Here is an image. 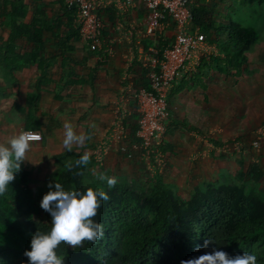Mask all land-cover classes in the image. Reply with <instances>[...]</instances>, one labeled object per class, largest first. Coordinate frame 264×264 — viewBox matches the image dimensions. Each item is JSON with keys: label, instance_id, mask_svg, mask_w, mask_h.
Wrapping results in <instances>:
<instances>
[{"label": "trees", "instance_id": "trees-1", "mask_svg": "<svg viewBox=\"0 0 264 264\" xmlns=\"http://www.w3.org/2000/svg\"><path fill=\"white\" fill-rule=\"evenodd\" d=\"M58 1L62 11L54 19L52 27L51 18L40 7L29 8L25 0L1 1L0 70L7 77H13L36 62L39 75L32 87L38 93L41 82H51L45 75L48 59L53 60L57 56L61 66L69 72L70 61L74 60L72 64L80 66L69 46V42L81 41L74 10L68 9L63 0ZM217 1L194 0L191 4L194 24L218 52L211 59L203 60L199 68L201 74L196 77L198 81L205 75L203 68L214 69L227 76L242 74L248 64L245 52L258 40L256 29L234 21L230 12L219 14V19L213 16ZM232 2L249 6L254 3L261 5L264 0ZM50 38L54 39L55 53L48 57L40 56L39 53L45 49L44 39ZM21 43H29L33 51L21 55L16 50L17 45L23 48ZM166 44L164 39L158 40L155 48L159 56ZM38 59L42 63L40 68ZM138 65L143 68L135 61L134 66ZM143 70L144 75L138 77L137 88L147 86L143 81L146 70ZM75 82L82 83L83 79ZM75 82L71 80L66 85ZM25 110L20 108L24 114L25 130L40 129V123ZM136 132L137 124L125 142H138ZM163 143L158 146L162 158ZM68 154L64 152L57 158L64 159ZM119 154L128 157L125 152L119 151ZM154 155L151 153L148 157ZM78 159L67 162L57 172L52 185L60 182L66 190L86 191L89 187H100L106 191L109 199L102 202L92 218L104 226L105 235L95 243L84 241L75 248L62 242L57 251L65 256V264H180L181 260L214 250H223L232 256L243 252L255 253L258 264H264V187L261 185L258 189L252 186L264 179V171L258 165H249L248 170L241 173L250 180L249 186L235 182L220 183L204 190L195 189L188 199H182L173 194L161 174L150 185L141 187L123 181L109 188L100 180L86 181L91 161L86 166H77ZM132 160L140 162L135 156ZM30 175L31 171L23 161L8 191L0 195V264H27L24 252L30 250L32 236L37 231L46 232L51 228L49 212L46 211L45 220L36 217L38 209L30 196ZM205 241H208L206 246Z\"/></svg>", "mask_w": 264, "mask_h": 264}, {"label": "crops", "instance_id": "crops-1", "mask_svg": "<svg viewBox=\"0 0 264 264\" xmlns=\"http://www.w3.org/2000/svg\"><path fill=\"white\" fill-rule=\"evenodd\" d=\"M25 2L29 8L38 6L44 10L45 14L51 18L50 27L55 25L54 19L59 17L62 11V5L58 0H25ZM230 2L231 0H224L218 8L230 7ZM232 4L234 3L232 2ZM97 7L103 23V28L98 33V36L101 34L99 36L101 47L97 50H90L88 45L82 41L69 42V46L73 50L72 56L80 62V66L73 69L72 73L65 69L66 73L61 75L63 82H59L57 85L63 87L65 81L74 80L75 82V80L83 79L82 83L75 82L64 86L67 87L66 90L71 91L76 90L77 87L85 90L88 98L96 103L95 106H104V108H98V110L95 108V113L97 112L98 115L89 116L88 120H83L82 124H78L77 121L84 119L87 113L79 114L72 102V106H70L74 114L73 117L71 119L58 117L57 121L46 123L47 127L44 130L52 134L44 136V139H46L44 143L31 142L32 147L29 151L31 152L29 156L34 160H39L43 165L46 162L50 165L58 163L57 165H60V167L57 169L56 174L67 162L80 157L84 154L83 152H91V162L87 168L86 181L99 180V174L110 173V169L112 170L114 165L117 166L116 168L123 165L121 161H125L124 158L121 156L118 158V154L113 148L109 149L108 157L105 160L103 159L101 164L96 163L93 157L94 149L100 143V138L108 135L115 121H120L128 134L132 128L136 127L137 113L132 96L138 86V79L144 75V70L138 65L137 67L142 72L140 73L138 69L133 71L136 66H134V62L137 61L141 64L140 52L146 53L150 48L155 47L159 39L162 38L167 44L170 43L175 32L173 24L165 18L163 22L166 23V26L159 33V37L146 36L142 29L145 9L141 3H136L126 9L121 7L116 0H97ZM46 37L48 36L46 35ZM50 39L54 41L53 38ZM44 41L45 49L39 55L48 57L46 39ZM208 46L210 54L202 53L200 58L196 59L195 71L183 75L169 90L167 96L169 116L166 120L165 130L167 133H165V138L164 134L162 137L164 142L163 160L168 165L170 173L172 174L176 168L182 170L192 168L194 171H198L200 179L205 181L206 184L200 182V187L196 183L193 191L195 189L204 190L208 186L220 184L218 182L208 184L213 177L211 165H237L238 171L241 169L239 172L245 173L249 165L255 164L264 171V101L256 103L254 113H251V109L236 110L234 108L229 110L232 104V92L229 91L230 89L226 87V84H222L224 81L222 76L227 75L214 69L203 68L205 75L201 77V81H198L196 77L201 74L199 68L203 60L211 59L210 57L218 53L214 44H208ZM106 49L111 54L105 52ZM129 53H132L134 58H131ZM231 76L239 77L236 75ZM214 80H216V83H214ZM143 81L146 82L145 76ZM119 82L122 86L120 88L117 86ZM110 86L114 87L108 90ZM41 88L42 86H40V90ZM103 98L105 101L101 103ZM19 114L24 120V114L21 112ZM66 121H70L78 133L82 132L90 136L91 149H72V151L64 149L61 128L64 132ZM23 129V131H26L24 126ZM257 129L262 131L260 132L261 137L256 135ZM256 138H258L261 146L252 149L251 142L253 144ZM64 152L69 154L64 159L57 158L58 155ZM123 163L129 166L141 165L140 162L135 160ZM130 167L131 170L135 169V167ZM127 173L132 174L128 171ZM172 180L176 183H169L168 185L164 179L163 182L171 187L176 197L188 199L177 192V185L181 182L178 183L177 178ZM185 180L186 176L182 178L184 184ZM123 181L125 180L118 181L116 184ZM101 182L106 183V181ZM261 182L263 183L261 185L264 186V179Z\"/></svg>", "mask_w": 264, "mask_h": 264}, {"label": "rangeland", "instance_id": "rangeland-1", "mask_svg": "<svg viewBox=\"0 0 264 264\" xmlns=\"http://www.w3.org/2000/svg\"><path fill=\"white\" fill-rule=\"evenodd\" d=\"M1 1L2 0H0V11H3V8H1ZM222 2H224V0H218V3L215 4L216 7L213 10V16L218 17L219 14L225 15L230 12V15L232 16V19L234 21H237L242 25L253 26L257 32V42L245 52L248 62L247 69L243 70L242 74L237 75L239 77L220 75L222 76V78L224 77V81L222 82V84H226V87H228L230 89L229 91L232 92V104L229 110H232L234 108H236V110L251 109V113H254L256 103L264 101V3L261 5L254 3L249 6H244L241 4H232L231 0L230 8L228 6L218 8V6ZM206 40L208 44H211L207 37ZM21 46L23 48H20L19 45H17L16 47V50L19 51L18 53H21V55H27L29 54V52L33 51L31 50L32 48L29 47V43H21ZM47 52H49L48 55H53L55 53L53 41L51 39L46 40V53ZM48 60L49 61L45 75L51 80V82H53L49 85H44V81V83L41 82L40 85L42 86V88L39 93L35 88L32 87L33 82L39 75V69L36 62L29 65L13 77H7V75H4V73L0 70V144L6 145L13 135L23 132L24 120L23 117L19 114L20 108L24 110L26 109L27 112L32 115L33 119L37 120L40 123V129L37 130V128L35 127V129L37 131H40L42 135V140L40 141V143L45 142L46 139H44V136L52 134L49 131L44 130L46 129L48 123L57 121L58 117H65L68 119H71L73 117L74 114L71 107L72 102L74 103L75 109L78 110L79 114L85 112L87 113L84 119H79L77 121L78 124H82L83 120H88L89 116L95 114L98 115L97 112L95 113V108H97V110L98 108H104V106H95L96 103L88 98V94L85 90H81L78 87L74 91L65 90L66 87L64 85H66L68 81L64 82V88L61 85H57V83L63 82V77L61 75L62 73H66V71L61 66L60 60L57 56L53 60ZM73 61H70L71 65L73 66H68L69 68H71V73L73 69L77 67L75 63L72 64ZM37 62L39 63L40 68L42 63L39 59ZM135 69L140 70V68L138 67H134V71ZM141 72L142 71L140 70V73ZM214 83H216V80H214ZM117 86L119 88L122 87L120 82ZM113 87L114 86H110L108 90H111ZM103 101H105L104 98L102 99L101 103H103ZM130 118L133 119L134 117ZM260 129L262 130V128ZM261 130H256V135L258 137L262 136V134H260V132H262ZM61 132L64 133L62 131V128ZM165 133L167 132L164 131V138L166 137ZM100 140L99 141L102 143L104 142L110 144L107 140V136L101 137ZM256 140H258V138H256ZM89 142L90 140L86 141L83 146L73 145V149H91L92 144ZM259 146H261L260 143ZM119 147L120 145L111 142L109 149L113 148L118 154V152L120 151ZM251 147L252 149L258 148L254 147L252 142ZM108 152L105 154L106 156H103L104 160L108 157V154L110 153ZM29 154H31V152H28L26 154V160L24 161V163L31 171L29 184L30 196L33 203L38 209L36 216L37 219L45 220L46 211L41 208L40 201L43 195L49 191V186L55 180L56 171L60 167V165H57L58 163H56L55 165H50L47 162L45 165H43L39 160L32 159ZM119 156L124 158L126 162L132 160L128 157L125 158L120 154L118 155V158ZM151 157L144 159L139 157L136 158L140 161L141 165H130L132 167H135V169L132 170L129 165H124L123 162L125 161H121L123 165H120L119 168H116L117 166L114 165L113 169H110V173H107L106 175L115 176L117 178V182L127 180V182L134 183V185L139 187L144 184L150 185V183H152L156 176H159V174H161L162 178L165 180V183H167L168 185L169 183H176L172 179L177 178L178 183L181 182L179 185H177V192L180 193V195H183L185 198H189L192 195L196 183L198 187H200V182L206 184L205 181H202L198 176L200 175V173L198 174V171L196 172L192 168L184 170L174 168L175 170L171 174L168 169V165H166V162L162 160L163 158L154 156L152 159ZM210 167L212 169L213 177L212 181H210L208 184H215L216 182L224 183L227 181H231L230 183L235 182L239 184H246L247 186L251 184L249 179L241 176L242 172H239L241 171V169H239L238 171V169L236 168L237 165H211ZM127 171L131 172L132 174L127 173ZM184 176H186L185 184L182 181V178ZM261 184L263 183L253 184L252 186L259 189L261 187Z\"/></svg>", "mask_w": 264, "mask_h": 264}, {"label": "built area", "instance_id": "built-area-1", "mask_svg": "<svg viewBox=\"0 0 264 264\" xmlns=\"http://www.w3.org/2000/svg\"><path fill=\"white\" fill-rule=\"evenodd\" d=\"M116 1L126 9L136 3L143 5L145 17L142 29L146 36L159 37V33L166 26L163 22L165 18L174 26L173 40L164 46L160 56L155 47L150 48L146 53L140 52L141 66L146 70L147 86L136 88L132 96L138 115L136 137L139 141L125 142L128 133L120 121L114 122L107 135L108 142L120 145L119 150L127 153L130 159L134 156L148 158L151 153H155V157L162 158L158 146L162 142L169 113L167 102L169 90L183 75L195 71L196 59L200 58L202 53L210 54V48L206 35L193 22L191 4L194 0ZM63 3L68 9L74 10V21L81 41L86 43L90 50L99 49L101 43L98 32L103 28V23L97 0H63ZM105 52L111 54L108 49ZM131 58H134L132 53ZM33 132L41 135L38 131ZM41 140L42 135L40 140L32 142ZM110 144L100 142L94 149L93 157L96 163L103 162V156L108 152ZM253 146L258 147L259 141L255 140Z\"/></svg>", "mask_w": 264, "mask_h": 264}, {"label": "clouds", "instance_id": "clouds-1", "mask_svg": "<svg viewBox=\"0 0 264 264\" xmlns=\"http://www.w3.org/2000/svg\"><path fill=\"white\" fill-rule=\"evenodd\" d=\"M41 135L33 131H23L11 137L8 143L0 144V195L5 194L10 182L16 178L21 164L26 160L34 140H40ZM90 136L78 133L75 126L66 121L62 145L72 151L73 145L83 146ZM91 158V152H84L76 161L77 166H86ZM100 181H106L109 188L117 183L115 176L99 174ZM50 190L43 195L40 206L51 215L49 231H37L31 238L30 250H25L27 264H65V256L58 254L61 243L74 248L84 241L97 242L104 237V226L92 219L103 201L109 199L102 188L89 187L86 191L77 189L66 190L60 182L50 185ZM208 241H205V246ZM180 264H258L255 253L243 252L235 256L223 250H214L195 258L181 260Z\"/></svg>", "mask_w": 264, "mask_h": 264}]
</instances>
